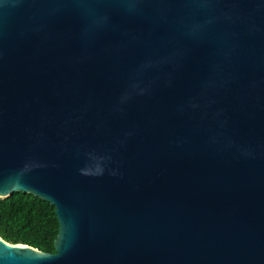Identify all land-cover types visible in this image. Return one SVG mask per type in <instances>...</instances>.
<instances>
[{
	"label": "water",
	"instance_id": "95a60500",
	"mask_svg": "<svg viewBox=\"0 0 264 264\" xmlns=\"http://www.w3.org/2000/svg\"><path fill=\"white\" fill-rule=\"evenodd\" d=\"M54 254L0 264H264V0H0V199Z\"/></svg>",
	"mask_w": 264,
	"mask_h": 264
},
{
	"label": "trees",
	"instance_id": "16d2710c",
	"mask_svg": "<svg viewBox=\"0 0 264 264\" xmlns=\"http://www.w3.org/2000/svg\"><path fill=\"white\" fill-rule=\"evenodd\" d=\"M57 233L55 209L47 202L22 193L0 199V238L8 244L54 254Z\"/></svg>",
	"mask_w": 264,
	"mask_h": 264
}]
</instances>
